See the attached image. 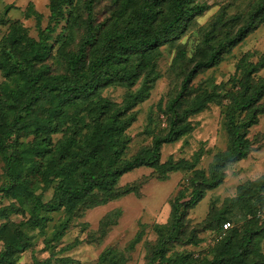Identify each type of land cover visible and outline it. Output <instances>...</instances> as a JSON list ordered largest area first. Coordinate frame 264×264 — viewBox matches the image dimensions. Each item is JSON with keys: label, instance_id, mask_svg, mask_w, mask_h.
<instances>
[{"label": "rangeland", "instance_id": "obj_1", "mask_svg": "<svg viewBox=\"0 0 264 264\" xmlns=\"http://www.w3.org/2000/svg\"><path fill=\"white\" fill-rule=\"evenodd\" d=\"M84 1L72 0L55 20L49 21L50 0H0V44L13 26H20L25 38L37 40L39 36H45L50 50L41 64L48 66L51 74H65V57L75 52L83 37ZM194 1L206 5V9L188 22L178 39L159 46L150 56L148 65H152L153 80L149 82L145 98L125 113L132 118L119 135V141L127 139L122 158H130L141 147H148L154 135L165 131L167 101L177 93L180 81L192 63L204 59L209 51L203 41L204 33L209 44L232 34L245 21L255 0ZM138 4L139 0H133L134 7ZM129 13L130 7L121 13L119 2L93 0L92 16L95 24H101L100 32L124 25ZM91 54L92 50L86 48V58ZM263 59L264 20L224 52L215 65L194 74L177 109L186 111L198 104L201 108L187 113L185 120L189 130L185 134L160 147L158 162L168 161L175 165L172 171L145 166L134 168L119 175L113 186L114 194L125 188L128 192L105 198L103 193L94 191L70 213L64 207L37 211L35 223L28 221L32 198L29 195H38L43 202L50 198L56 180L50 173L38 175L41 181L34 183V180L29 184L21 203L12 196L11 190L0 191V250L3 240L12 233L15 225H19L28 244L24 251L17 253L14 264H98V256L106 248L116 255L114 264H144L157 237L166 233L173 198L179 193L185 197L197 177L201 173L207 174L213 158L228 149L225 115L246 85L252 87L264 79ZM144 74L145 70L133 85L103 86L99 88L98 96L110 102L109 109L113 105L119 106L126 93L139 86ZM5 83L12 87L9 78L0 70V88ZM252 107L257 111L255 123L245 131L248 153L226 165L221 183L215 188L204 189L201 199L186 209L180 230L182 240L167 244L164 258L154 264H177L181 259L184 264H200L215 253L220 220L229 222V226L228 223L222 226V229L228 226L223 230L239 232L251 219L248 215L244 217L230 199L235 197L241 185L257 180L264 172V94ZM94 109L89 101L79 105L76 116L80 118L78 125L83 123L81 133L89 129V118L85 113ZM41 111L37 110V116L42 114ZM244 113L239 112V118ZM34 115L35 112L30 118ZM35 131L28 126L19 132V151L38 155L36 145L40 138ZM66 132L64 129L49 135L47 161H52V147ZM103 157L107 159L109 154L105 152ZM52 164L55 163L50 166ZM4 168L0 153V186L7 182ZM14 191L18 189L14 188ZM249 193L264 220V188L259 194ZM62 223L65 225L60 231ZM186 239L192 242H183ZM256 248L262 255L258 264H264V234L259 237ZM188 255L193 257L192 261Z\"/></svg>", "mask_w": 264, "mask_h": 264}, {"label": "trees", "instance_id": "obj_2", "mask_svg": "<svg viewBox=\"0 0 264 264\" xmlns=\"http://www.w3.org/2000/svg\"><path fill=\"white\" fill-rule=\"evenodd\" d=\"M71 1L50 0L48 20H55L63 7L71 5ZM114 1L119 2L121 13L126 12L127 7H130V13L124 25L104 32H100V23H94L93 0L84 1L83 37L75 52L65 57V74H51L49 67L41 64L50 50L45 36H39L37 40L25 38L22 28L13 26L5 41L0 44V70L12 83V87L5 83L0 88V153L3 155L7 179L0 186V191L11 190L12 196L21 203L29 184L34 180V183L41 181L38 175L50 173L56 179L51 196L46 201H41L38 195H29L32 196L28 219L31 223L37 220L36 213L39 210L54 211L64 207L70 213L94 191L103 193L105 198L128 192L129 189L125 188L114 194L113 186L119 175L134 168L145 166L164 171L175 169V165L168 161L158 162L160 147L185 134L189 130L185 120L187 113L197 112L201 108L197 103L194 109H177L188 83L198 70L215 65L224 52L264 20V0H255L245 21L232 34L224 36L215 44H209L204 33L203 41L209 51L204 59L192 63L182 77L177 93L167 101L165 131L154 135L148 147H141L130 158H122L127 139L119 141V135L132 118L125 113L147 95L149 82L153 80L152 65H148L151 54L159 46L178 39L186 30L188 22L203 12L206 5L194 0H139L138 6L134 7L133 0ZM86 48L92 50L88 58ZM144 70L139 86L126 93L121 105H113L109 109L110 102L98 96L99 88L106 85H133ZM263 94L264 79H260L252 87L246 85L233 102L225 115L228 149L213 158L207 174L201 173L197 177L185 197L179 193L173 198L166 233L157 237L144 264L162 260L167 244L182 240L180 230L186 209L201 199L204 189L215 188L221 183L226 165L246 156L249 147L245 131L256 121L257 109L252 106ZM87 101L95 109L85 113L89 118V129L81 133L83 123L78 125L80 118L76 112L79 105ZM38 109L42 110V114L37 116ZM241 111L245 113L239 118ZM33 112L35 115L30 118ZM28 126H32L39 135L40 141L36 145L38 155L33 153L31 156L18 149V134ZM64 129L67 132L52 147V161H47L49 135ZM103 148L105 151H102ZM105 152L109 154L107 159L103 157ZM51 163L55 164L50 166ZM14 188L18 189L19 194ZM263 188L264 172L257 180L239 187L238 193L230 200L244 217L248 215L251 219L239 232L236 229L223 230L229 226V222L220 220L215 253L200 264H258L262 255L256 247L259 237L264 234V220L259 209L255 208V201L249 192L259 194ZM225 223L228 226L222 229ZM64 225H60V231ZM18 228L19 225H15L12 233L3 240L0 264H14L17 253L27 248V238ZM183 242L192 241L186 239ZM115 256L110 248H106L98 256V264H114ZM191 257L188 255L190 260ZM177 264H184L183 260Z\"/></svg>", "mask_w": 264, "mask_h": 264}]
</instances>
